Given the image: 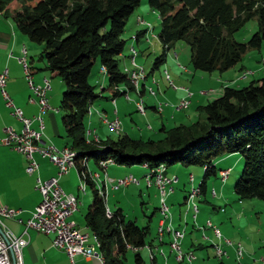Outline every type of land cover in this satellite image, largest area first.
I'll list each match as a JSON object with an SVG mask.
<instances>
[{"label":"trees","instance_id":"1","mask_svg":"<svg viewBox=\"0 0 264 264\" xmlns=\"http://www.w3.org/2000/svg\"><path fill=\"white\" fill-rule=\"evenodd\" d=\"M157 13L156 38L161 47L149 73L163 64L165 53L177 41L189 50L192 71L222 73L241 61L248 50H258L264 42V0H146ZM139 0H0V14L30 41L42 45L40 59L52 77H58L65 90L58 111L68 147L76 154L74 167L84 174L90 189V202L84 213V229L97 240L102 264H123L126 246L134 249L133 263L144 264L138 249L146 241L148 226L138 227L126 220L119 208L105 207L103 189L88 179V159L112 160L130 167L147 164L148 169L163 165L187 168L199 166L202 175L197 185L203 195L206 180L216 175L213 160L224 155L242 157V168L232 191L239 201L264 202V75L241 88L223 87L221 95L196 111L202 120L190 125L159 128L163 137L130 138L121 134L99 140L100 147L86 144L89 108L99 98L87 82L94 64L105 77L113 97L123 86L132 91L118 56L123 52L121 39L126 20ZM250 19L255 31L245 42L233 35ZM135 35V39L141 34ZM103 69V72L100 69ZM123 94V92H122ZM108 212V214L106 213ZM107 214V215H106Z\"/></svg>","mask_w":264,"mask_h":264},{"label":"rangeland","instance_id":"2","mask_svg":"<svg viewBox=\"0 0 264 264\" xmlns=\"http://www.w3.org/2000/svg\"><path fill=\"white\" fill-rule=\"evenodd\" d=\"M158 30L159 19L157 13L149 9L146 0H139L138 6L126 20L123 32L121 34V39L125 40L123 54H128L129 58L130 47L128 44L133 41L132 39L135 33L142 32L140 34L141 38H139L140 42L138 47H135L134 45V47L138 49L142 54L134 58V64L136 68H142L144 70V74L151 73L156 75L158 73H161L164 79L162 70L165 64L160 65L157 70L154 69L149 73L150 68L152 67L153 60L160 54V45L156 38ZM254 31L255 20L250 19L245 23L242 29H240L233 35V38L238 42H245ZM173 47L175 50L173 51L174 53H181L183 55L181 58L178 55L179 58L177 61L171 56V54L167 55V59L169 56H171L173 64L179 67L180 70H184L183 67L185 66L191 68L188 63V47L181 41L175 42L173 44ZM131 49L133 48L131 47ZM240 66H244L246 68L243 70L240 69L241 71L238 73V77L242 79V81L239 80V82L231 84L229 80L231 79V74L237 73ZM123 68H128L129 70L133 69L131 68L129 62H127L124 67H122L120 64L119 69L122 70ZM242 72L247 73L244 78L241 77ZM220 75L221 83L220 85H218L219 83L216 84L219 87L241 88L247 86L250 82L260 79L264 75V42L260 45L258 50H248L247 52H245V54L241 58V61L237 63L234 68L229 71L222 72ZM206 76L205 78L207 82L209 81V79ZM213 76L214 77L210 78V82H214L216 78L218 79V74L216 72H213ZM185 81H188V83H185ZM189 81V79L187 80L183 78L180 84L172 83V81V86H169L167 84V87L172 91H181L183 92V95L185 94L183 89H186L190 93V96L194 93V97H189L190 99L188 98V105L185 110L177 111L176 113H174L175 111L173 110V107L179 102L180 99H178V102H175V104H168L166 101H164L165 99L158 100L155 102V106H159L160 110L158 112L154 111L155 113H152L149 109H145V116H140L133 110L132 107L127 106V110H125V112H119L118 114L120 128L122 129L123 127L124 132L127 134V136L133 139L141 137L142 139L152 138L154 140H159L163 137V134L159 132L160 123L159 117H157L158 114H160L161 117L162 115H166L164 120H162L163 123H165L166 129L177 126L178 119H184L185 121H187L188 119L192 118V120L187 122L186 125L194 123L195 121L199 120V118L201 121L202 116L196 111V108L199 105L203 106L206 103L205 101H211L219 97L221 95L222 88L218 92H214L211 86H206L203 84L202 90L195 91L194 84L191 85ZM87 82L89 85L93 86L94 92L96 94H99L103 98H110V95H108L106 91L100 92L101 86H104V88L106 86V79L98 71L97 64L93 65ZM138 82L139 84L141 83L140 80ZM222 83H225V85ZM51 88L52 90L48 94L51 97L50 100L49 96L47 97V101L49 100L48 106H50V108L54 110H58L60 105V98L62 92L65 90V87L60 79L56 77L52 81ZM139 90L140 89H138V91ZM138 93L139 92H137V94ZM154 93L156 94L155 90ZM131 95L132 94L130 93L129 97ZM146 96H149L148 93ZM129 97H127L128 99H125L122 95V97H118L117 99L121 100V102H124L122 101L123 98L125 101H129ZM199 97H201L200 100L202 101V103L199 101L200 103L196 104V98L199 99ZM129 102L131 103V101ZM124 103L130 104L126 102ZM104 105H107V107H109V99L104 100L98 98L93 102L90 109L94 110L95 108H99L100 106L103 107ZM165 107H169L172 110L165 109ZM110 109H112V107H110ZM54 114L60 121L62 112L58 111ZM91 122L93 125H95L96 119L92 118ZM119 133L116 135L115 133H109L106 131L107 136L109 135V137L111 138L121 135ZM86 144L100 147V142L98 140L95 141L94 137L93 139L87 137ZM215 161H218L215 169L224 170L228 168L229 173L223 182H221L219 177L217 176V170L214 177L211 176L206 180V191L204 197L202 195H199L198 198L195 199V203L198 208V214L196 218L197 220L195 223H198V226L200 225L201 227H203L205 222L209 221L212 225L218 228L222 238L228 239L230 242H232L231 246L229 247L223 246V249H225L224 251L228 249L234 250V246L236 244H239L242 248V255L240 258L236 259L235 253L233 252V255H230L227 260L225 259V257H223L222 260H218L214 255V249L212 245L215 243L217 244L218 241L213 237L208 229L206 230V232H208L210 236L206 234V240L200 238L197 243L196 241H193L192 245L195 248L193 249L192 247H188V249L186 250L190 251L194 257V262L192 261L189 264H264V260H261L262 258H264V202L258 199H245L239 201L238 198L233 194V184L237 179L243 165L242 157L240 155L230 154L214 159L213 163H215ZM87 165L90 169H94L100 175V178L96 181L102 182L103 173L96 168L91 159L87 160ZM107 168L109 177H117L121 175V169H124L125 167L114 164ZM126 168L137 169L139 168V166L134 165ZM171 168H177L178 170H180L178 174L179 182L177 184V187L172 185L171 187L174 189L173 194L171 195V197H169V199L165 197L166 205L169 209L168 212L170 215H173L175 217L177 215V212L182 215L183 210L186 208V204H183L182 197L188 192L191 186L197 187L201 179L202 168L199 166H189L187 168H184L175 164L166 168L167 173L170 172L169 169ZM189 174H191L193 178L191 184L188 182L187 178ZM62 182L67 188L72 189L73 193H75L79 197V205L77 209L78 212L74 215V217L78 220V225L83 228L84 213L87 205L90 202V189L85 185L84 194L79 191V179L76 177V171L74 168L69 174L63 176ZM98 186L100 187V184ZM211 189L215 191L216 199L210 198L209 192ZM145 190L146 189L143 188L141 180L139 187L130 185L126 187H120L116 191H107L104 196V201L107 207L111 210L119 208L124 218L126 220L134 221L136 226L143 227L147 225L149 234L145 240H151L153 242L155 237L156 222L158 220L157 211L155 212V205L157 203L154 199L147 198V196H145ZM139 192H142L143 194L139 195ZM189 227L191 228V226ZM203 230H199V233H203ZM85 232L89 237L88 243L90 244L92 242V235L89 232L87 233V231ZM189 235L190 234L186 233L185 238H187ZM189 243H187V245ZM199 245L202 247L201 249H197V246ZM163 249L167 252L166 248ZM138 253L143 263L149 264L147 251L143 248L138 250ZM157 263H162L161 257H158ZM123 264H134L133 252L127 251L125 253Z\"/></svg>","mask_w":264,"mask_h":264},{"label":"crops","instance_id":"3","mask_svg":"<svg viewBox=\"0 0 264 264\" xmlns=\"http://www.w3.org/2000/svg\"><path fill=\"white\" fill-rule=\"evenodd\" d=\"M136 34L137 33H135V35ZM134 36L132 39L133 41H131L128 45L130 48L132 47L136 51V55L134 57L136 58L137 56L142 54L138 49L135 48V47H138L139 45V42H140L139 38H141V35H139L136 39L134 38ZM33 43L34 42L30 41L26 36L22 35L15 28L14 23L9 18H5L0 14V72H2L5 69L8 72V78H7V82L5 86V91L7 92L8 96L10 97L14 105L20 109L21 114L24 117L29 118V119H35L36 117L39 116L42 119L43 125H44V128L42 130V135H41V139L43 143L42 147L54 146L56 149L60 150L65 147H68V144H67V139L65 137V131L63 129L62 123L60 122L61 120L59 121L57 116L54 114L58 112V110L57 109L54 110L50 108L49 106L48 110H45L42 112L39 105L37 104L35 100L34 102H30L31 92L28 86V81H27L25 72L22 68V65L17 60L21 56V49L25 48L27 52L26 59L30 67L29 73L31 76V80L34 84L40 85L42 84L44 79H48L50 83V91L47 93V97H48L49 96L48 94L52 90L51 88L52 81L56 77H52L49 74V72L45 69V62L40 59L42 45L37 44V43L33 44ZM160 51H161V47H160ZM173 51L175 50H174V47L172 46L170 50H168L165 53V59L163 62V64L165 65L162 70V72L164 70L166 71V73L169 76V80L172 81V83L180 84L182 82V79L184 78L187 80L189 79L190 80L189 83L191 85L194 84L195 91L202 90L203 84L206 86H211L214 92H218L221 88H223L221 86L220 87L218 86L221 83V80H220L221 73H217L218 79L216 78L214 82H210L211 81L210 78L214 77L213 73L205 74V73H201L197 71H192L191 68H188L186 66L183 67L184 70H180L179 67L173 64L171 60L172 59L171 56L177 61L178 58L179 57L181 58L183 54L181 53L176 54ZM169 54H171V56H169L167 59V55ZM117 58H118V68L120 64L122 67H124L125 64L129 62L128 54L124 55L123 52ZM134 62H135V59H134ZM240 69L243 70L246 68L244 66H240L237 73L231 72L232 73L231 79H229L231 84H235L236 82H239V80L242 81V79L238 77V73L241 71ZM145 75H146L145 78L142 81H140L141 83L140 84L138 83L139 89H140L138 91L139 92L138 94L134 92L133 90L129 92L127 91V95H130V93L132 94L130 96L131 99L128 96L129 101H131V103L129 101H125L123 98L122 101L126 103H130V104H125L124 102H121V100L117 99L118 97H122L123 94L121 95V92L125 91V88L123 86L118 87L119 95L115 97H113L112 94L107 90H100V92L106 91L107 94L110 95V98H103L99 95L100 99H104V100L109 99V105H108L109 107H107V105H104L103 107L102 106L99 107L100 110L98 107L95 108L94 110H91L90 108L92 105L90 106L87 123H86V132H85L86 138L89 137L93 139L94 137L96 138V140L99 141V140H103L109 137V135L107 136L106 134V131L107 132L109 131L106 129L105 125H103V123L101 122V118L106 119V120H112L114 118H117V120L119 121V118H118L119 112H125V110H127V106L132 107L133 110L135 111L133 102H135L138 99H141L143 101L145 109H149L152 113H155L154 109H155L156 101L165 99L164 101H166L168 104H175V102H178V99H181L184 97L183 92L178 91V90L172 91L170 88L167 87V82H165L161 73H158L156 75L147 73ZM205 76L209 79V81L206 82ZM151 78L155 80L154 85H151ZM185 83H188V81L187 82L185 81ZM217 83L219 84L216 85ZM222 84L225 85V83H222ZM103 87L104 86H101V89ZM148 87L154 88L156 92L154 96H146L147 95L146 88ZM191 95L192 96H190V98L194 97V93ZM50 98L51 97L49 96V100ZM200 99L201 97H199V99L196 98V101H195L196 104H199L200 102L202 103ZM49 100H48V105H49ZM205 102H208V101H205ZM110 107H112V109H110ZM165 109L172 110L169 107H165ZM174 113H176V111ZM144 116H145V111H144ZM157 117H159L160 127L163 126L165 128V123H163L162 120H164L166 115H162L161 117L160 114H158ZM92 118L96 119L95 125H93L91 122ZM190 120H192V118L188 119L187 121H185L184 119H178L177 124L186 125L187 122H189ZM119 125H120V122H119ZM31 127L32 129L37 130L38 129L37 121H33ZM8 128H11L16 133H19L21 131L22 125L15 117L11 115V110L7 108V106L5 105V101L0 92V140L5 137L6 135L5 130ZM87 132H88V135H86ZM119 134L127 135L124 132L123 127L122 129L120 128ZM224 156H227V155H224ZM34 159L38 164V168L33 174L29 175L25 171V168H26L25 157L22 154L17 153L16 151L12 150L11 148L0 144V206L6 207L8 209L20 210V213L14 218L3 219V222L6 225V227L16 236L22 235L24 228H25V222L31 217L32 212L34 211L35 207L39 204L41 200V195L39 191L35 189L37 179L41 181H45L50 178L56 177V173H57L55 166L52 163H50L47 158H42L38 152L34 153ZM217 164H218V161H215V163H213L214 168L215 166H217ZM112 165H114V163ZM109 166L111 165H107L104 169L100 168L99 166L96 167L99 171L103 173V177L105 176L107 180L111 181L110 183L103 184V182L96 181L100 178V175L94 169H90L86 163V168H87L88 173H91V174L96 173L98 175V178L91 182L93 183L96 189H103L104 196L107 191L112 192L120 188V187L116 189L113 188L115 180L122 179L125 176L131 175L133 178L141 182L143 175L146 173V170L141 165L137 169L125 167L124 169H121V172H120L121 175L117 177H109L108 171H107L108 169L107 167ZM71 170L67 174H69ZM219 170H222V169H218L217 171ZM169 171L170 172L167 173V169H165V173L167 176L176 177V183L173 185L177 187V184L179 182L178 174L180 170H178L177 168H171L169 169ZM63 176H61L58 179L59 186L62 188V190L65 193L73 194L78 197V195L73 193L72 189L67 188L63 184L62 182ZM76 177L79 179V175L77 171H76ZM99 184H100V187L98 186ZM142 184H143V188L146 189L145 196H147V198H152L156 201L157 203L155 205L156 206L155 212H156L158 208V203H159L158 191L153 186L146 187L143 181H142ZM127 186H130V185H127ZM137 186L139 187L140 184H138ZM173 191L174 189L172 188V191L170 193H167L165 197L169 199V197H171V195L173 194ZM205 191H206V188L204 190V194L202 195L203 197L205 195ZM141 194L143 193L139 192V195ZM185 196L186 194L182 197L183 204H186ZM165 197H164V202L166 204ZM78 202H79V197H78ZM105 207L107 210L112 211L111 209L107 207L106 203H105ZM197 211H198V208H197ZM77 212L78 210L69 217V221L74 222L76 226L82 232L86 233L85 232L86 230L84 229V225H83V228H81L77 223L78 220L74 217V215ZM197 214L195 215V218L193 220L191 208L189 207L188 204H186V208L183 210L182 215H180L179 212H177V215L175 217L173 215H170V223L172 227L176 229H182L183 232L185 233L180 243V248L184 252L188 249V247H192L194 249L195 247L192 245L193 241H196L197 243V241L200 240L201 238V233H199V230H198V228H200L201 226L200 225L198 226L197 225L198 223H195L197 220L196 219ZM157 216H158V213H157ZM189 226H191V228ZM156 227H157V222H156ZM206 230L208 229L203 230V233H202V235H204L205 237H206V234H208ZM186 233L190 234L187 238H185ZM208 235L210 236V234ZM155 238H156V230H155L154 241L153 242L151 241L150 245L152 247L158 246V248L162 250V252L165 254L167 258L168 264H175L173 262L172 255L169 254L168 250L166 252L163 249V248L167 249L166 243L169 240V236L167 234L163 235L162 245H159L158 241ZM27 240H28V244L22 249L23 264H100L94 258L84 257L82 255L74 256L72 260H70L69 257L66 255V253L52 246V236L50 235H44L34 230L28 229L27 230ZM187 243L189 244L187 245ZM201 248L202 247L200 245L197 246V249H201ZM140 249H143V247ZM127 251H131V250H127ZM226 252L227 253H226L225 259L227 260L230 255H233L234 250L228 249L226 250ZM157 259L158 257L156 258V262H157ZM261 260H264V258H262Z\"/></svg>","mask_w":264,"mask_h":264},{"label":"built area","instance_id":"4","mask_svg":"<svg viewBox=\"0 0 264 264\" xmlns=\"http://www.w3.org/2000/svg\"><path fill=\"white\" fill-rule=\"evenodd\" d=\"M26 49H21V56L17 59L22 65L25 72L28 86L31 92L30 102L34 100L39 105L41 111L49 109L47 101V93L50 90V83L48 79H44L42 84L36 85L32 82L29 73V63L26 59ZM136 52L130 48L129 63L132 70L123 68L122 73L125 74L129 85L132 90L138 92V81H142L145 78V74L142 68H136L134 64V57ZM175 57V56H174ZM103 72V69H100ZM250 72V71H249ZM164 80L167 81L169 86H172L169 80L168 74L163 71ZM247 73L242 72V78ZM8 78L7 70L0 72V92L5 101L7 108L11 110V115L15 117L22 125L21 131L16 133L11 128L5 130V137L0 140V144L11 148L17 153L22 154L26 160L25 171L27 174H33L38 164L34 159V153L38 152L42 158H47L52 163L56 170V177L50 178L45 181L37 179L35 189L39 191L41 200L35 207L31 214V217L25 222V228L21 236L14 235L4 224L3 219L14 218L20 213V210L8 209L0 206V264H23L22 249L28 244L27 230L31 229L44 235L52 236V246L58 250L63 251L69 257L70 260L74 256L82 255L84 257L94 258L98 263L102 264V259L97 252V240L92 236V242L88 243V235L82 232L75 223L69 221V217L73 215L78 208V197L73 194L65 193L58 184V179L67 174L72 168H74L75 152L68 147L63 149H56L54 146L42 147V130L44 128L42 119L38 116L35 119H29L21 114L18 107L14 105L7 92L5 86ZM155 84V80L151 78V85ZM174 88V87H173ZM119 91V88H117ZM184 97L173 107L174 111H183L187 108L188 98L190 93L183 89ZM146 92L149 96H154V90L151 87L146 88ZM124 98L128 99L127 91L123 92ZM135 112L140 116L144 115V104L141 99L133 102ZM156 112L160 110L159 106H155ZM33 121H37L38 129H32L31 125ZM101 122L105 125L106 129L115 133L120 132V125L117 118L112 120H106L101 118ZM148 128V127H147ZM88 135V132L86 133ZM96 141V138H94ZM112 160L98 162V166L104 169L107 165H112ZM146 170V173L142 177L146 187L153 186L159 194V203L157 208L158 221L156 227V240L159 245H162V237L164 234L169 236V240L166 243L169 254L172 255L173 262L175 264L191 263L194 259L193 254L190 251H182L180 243L183 238L184 232L182 229L173 228L170 223V214L168 207L164 202V197L167 193L172 191V185L176 183V177L167 176L165 173V167L163 165L156 166L155 168L148 169L147 164L142 165ZM229 173V169L217 171V176L220 181L223 182ZM98 178L96 173H89L88 179L93 181ZM188 182L191 184L193 178L188 175ZM103 184L110 183L106 177H103ZM139 181L133 178L131 175L125 176L122 179L115 180L113 188L125 187L127 185L137 186ZM79 191L84 194V174L79 177ZM167 190V192H166ZM211 198L216 197V193L213 189L209 192ZM199 196V190L197 187L191 186L185 196V203L189 205L192 212V219L194 220L197 214V206L195 199ZM108 214V212L106 211ZM106 214V215H107ZM200 231L203 229H209L213 237L218 241L213 245L214 255L220 260L226 256L223 246H231V242L228 239L222 238L219 230L216 226L212 225L209 221H206L203 227L198 228ZM201 239L206 240V237L201 233ZM128 250L134 251L130 246H126ZM143 248L147 251V257L149 264H158L156 262L157 257L162 258L161 264H167V258L161 249L152 247L151 245H144ZM235 258L238 259L242 255V248L239 244L234 246Z\"/></svg>","mask_w":264,"mask_h":264},{"label":"bare ground","instance_id":"5","mask_svg":"<svg viewBox=\"0 0 264 264\" xmlns=\"http://www.w3.org/2000/svg\"><path fill=\"white\" fill-rule=\"evenodd\" d=\"M139 86V85H138ZM129 96V95H128ZM192 96V95H191ZM128 101V100H127ZM144 116V115H143ZM96 180V179H95ZM139 184H140V182H139ZM197 206V205H196ZM185 234V233H184ZM163 238V237H162ZM89 240V239H88ZM232 243V242H231ZM225 250V249H224ZM227 253V252H226ZM171 255V254H170ZM223 259V258H222ZM221 259V260H222ZM158 260V259H157ZM194 260V259H193ZM194 262V261H193ZM168 264V263H167ZM186 264V263H185Z\"/></svg>","mask_w":264,"mask_h":264}]
</instances>
